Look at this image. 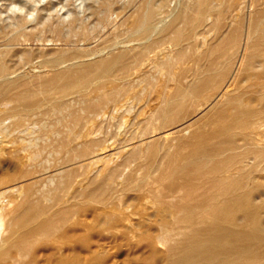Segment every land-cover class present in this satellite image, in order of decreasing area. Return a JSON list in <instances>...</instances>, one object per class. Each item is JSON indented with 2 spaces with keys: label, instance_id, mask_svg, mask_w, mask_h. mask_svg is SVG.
<instances>
[{
  "label": "bare ground",
  "instance_id": "6f19581e",
  "mask_svg": "<svg viewBox=\"0 0 264 264\" xmlns=\"http://www.w3.org/2000/svg\"><path fill=\"white\" fill-rule=\"evenodd\" d=\"M113 1H116V0H113ZM113 1H111V0L102 1V2H104L102 7L105 8L106 12H108L109 9H113V8H111ZM165 1L167 3V0H163V1L161 0L159 3H157L158 0L154 1V3H152L151 1H147V3L144 5V7L141 10L138 8L140 6V4H138V6L135 8H138L139 11L137 13L134 11V13H136V14H135L134 18L132 17L133 20H132V18L130 19V21L132 20V22L129 21L130 22L129 26L125 30H123V28H121L123 31H121L119 33V29L116 28L115 31H117V30L118 31L115 34V31H112V30L110 31V29H109V31L114 32L112 34H115V35L113 36V38L111 40L109 39L110 44H111V42H112V44L111 45L107 44L105 49L111 50V48H113L117 44H119V43H116V45L113 46L115 44L114 42H117L118 40H120L121 36L125 35L126 38H128L131 42L138 41V43L142 42L144 44V46L140 47L139 49L137 48L138 51H136V52L130 51L131 47L134 48L133 47L134 45L131 43L133 46L129 47L130 49H128L129 50L128 52L127 51H121V52L111 56L110 58L107 56L108 58L102 57V58L98 59L99 58L98 57L97 58L98 60L95 59L96 61L94 60V62L84 63V64L78 66V68H76L75 70H73V73H72L73 75L71 77L67 75L68 73L65 74L64 72L62 73L60 71L57 72L58 70L56 71L55 69H53L56 71V72H54L55 74L51 73L54 75H52L49 80L47 79L45 84L49 85V87H52V86H54V88L59 87L61 92L62 91L65 92L67 90V88H70L69 85H73V83L75 84V86H77L76 88L81 87L83 90H85V93H86L85 97L83 98V101L86 102V104H87L86 111L88 108L93 109L95 111V113H92L93 111L90 112V114L91 113L94 114L93 119L95 117L96 119L101 120L102 118L104 119V114H101V112H102V110H105V109L100 110L99 106L101 104H105L108 102L110 103L111 100L109 101V98L113 97L114 95L116 96V94L119 91L125 90L127 88L134 86V84L136 83V81L134 79L136 78V80H137V77H135V76L132 77V75L134 74V69L138 68L139 66L145 65L146 63L148 65V63H150L151 61L153 62V60H152L153 55H151V54L152 53L156 54L158 47H160L162 44L164 45L165 42H169V43L177 46L180 49V53L178 55L181 59H183L182 57L185 56L183 51H182L183 44L185 43L184 40L186 37L189 38L191 36H193V38H195V35L197 33L196 31H198L197 28L200 27L199 29L203 28L205 30V28L207 27L206 33H214L217 35L219 34V37L217 39V42L215 41L216 42L215 44L214 43L211 44L208 42L205 44L206 49L204 50V54L201 58H197V57H195L194 59L192 58V61H194V67H192L191 70H189L190 73H191V71L193 72L192 75L194 78H193L192 82L185 85V83L183 84V82L182 83L178 82L177 81L178 79L176 80L177 82L174 80V82H176L177 84L175 85L174 89L169 92L166 90L167 88H170V86H171V85L170 86L168 85V82L173 80V78L175 79L178 75L176 76L175 74L171 73L172 67H170V70H168L169 72L167 74L168 75L167 79L165 78L167 75L162 73L163 77L165 75L164 78L166 80L164 79L165 83H161L164 85H163V87H161V92L158 90L160 92V94H158V96H157V94L155 95V93H154V95L157 96L156 99L158 101V104L151 111V113H150L151 116L149 117L150 122L153 124L151 133H154V131L155 130L157 131V129L161 130V129L168 127V126H170L172 128V126H171L172 124H174V123L177 124V122L181 120V115H182L183 111L186 110L187 106L190 108L191 105H192V107L194 105L195 106L196 105H198V106L207 105V104H209V102H211L212 98L215 95H216V97H218L219 101L217 103H215L213 106H210V108L212 107L211 110L206 115H204L202 119L197 117L198 120L199 119L201 120V122H200V124H198L199 126L196 125V126H198L197 127L198 129L195 128V126H194L195 132L193 131V133H192V135H190L189 139L188 138L185 139L187 137V135L185 137L183 136L184 137L183 139L182 138L174 139L173 138L174 136H173L172 137L173 141L170 143H168L167 141H165L167 143H165V142L164 143H156L157 142L156 141L155 144L154 143L152 145L150 144V146H151L150 152L151 153L152 152H157V153L159 152L160 153L161 151H163V153L161 152L163 154L162 157L158 156L161 159L158 162V166L156 165L157 162L155 163L156 167H154L153 164H151V166H149V171L148 170H147L148 172L146 171L147 174L145 176H142L143 173H140L142 178L135 179V180H133V178H131L132 181H130V183H132V182L138 183V185L141 187V189H140L141 191L144 190V191L148 192L150 195L154 196L155 199L160 200L162 202V204H163V202L164 203L167 202V205L163 206L160 209V215L162 216V220H160L161 224L159 223L160 224L159 227L161 226V228L163 229L162 233L164 232V230H166L169 233H172V234H170V235H172L171 236L172 238H170V240H173V242L168 247L167 252L163 253L161 255V260H159L160 262H158V260H157L158 264H264V227L262 226L264 224H262V222H261V217L264 216V6H263L264 0H251L250 5L254 8L251 13L247 16L245 15V17H243V18L237 19L236 21L234 20L235 22H228V23H224L225 19L223 17L224 14L222 12L221 13H215V8L218 9L216 7V3L218 1L215 3V6H214L213 0H193L191 3L186 2V4L183 3L182 6L179 5V6H181V9L179 11H176L177 14L175 15L174 19L171 22H169L168 24H167V21L169 19L166 22L163 21L167 25H164L162 27L163 24H161V21H158V19H159L158 16L160 17L162 15V13L165 14L163 11L165 9ZM222 1H224V0H222ZM114 4H116V3H114ZM133 4H134V2H133ZM177 4H181V3L179 2ZM244 4L246 5V3H244ZM247 4H248V2H247ZM136 5H137V3H136ZM217 5H218V3H217ZM220 5H224V4L220 3L219 6ZM100 7H101V5H99V8ZM221 7H219V9ZM239 8L241 10L242 7H239ZM105 10H104V12H105ZM135 10H137V9H135ZM227 10H229V9H227ZM227 10L225 12H227ZM98 12H99V10H98ZM173 12L175 14V11H173ZM134 13H132V14H134ZM95 14L97 15V13H95ZM105 14H106L105 16H107L108 13H105ZM171 15L172 14H170V16ZM173 15H172V17H173ZM234 15H237V14H234ZM170 16H169V18H171ZM110 17H108V18H110ZM166 17H168V16L166 15ZM166 17H165V19H166ZM98 19H99V17H98ZM106 19L107 18H103V21H106ZM110 19H108L109 22H110ZM126 19L127 18H125V20ZM165 19H163V20H165ZM112 21H115V20L112 19ZM159 22L161 24V28H159ZM18 23H19V21H18ZM42 23H44V21ZM26 24L27 23L25 22V20H21L20 23L18 24L19 25L18 29L15 28L16 33L17 32L19 33V31L23 30ZM50 24L52 25L54 23H50ZM102 24L103 23H101L100 28H103L105 26V25L102 26ZM123 24H125V22ZM46 25H48V24H46ZM76 25H78V24L76 23L75 26ZM72 26H74V24L70 25L71 28H72ZM81 26H79V27H81ZM107 26H109V24ZM125 26H127V25H125ZM181 26H185L188 29L184 31L182 28H180ZM39 27H41V29H44V28H42L43 26H41V24L38 25V28ZM70 27H69V30H70ZM94 28L93 29L91 28L90 32L83 29L82 33H81V28L79 29L80 33H81L80 37H82L83 41L90 39V37H91L90 33H92V30H93V33L95 34ZM113 28H114V26H113ZM48 29L49 28H47V30ZM95 29H98V27H96ZM203 29H201V30H203ZM36 30H37V27L34 26L30 30H27L26 33L23 31L22 33H24L23 36L25 37V40L28 42L29 41L31 42V40H34V41L36 40V38H34V36H36V37L38 36L37 38H39V36H41V34L43 32L41 33V30H40V33L37 31V33L40 34V35H37V33L34 34V32H36ZM45 30H46V28H45ZM50 30H52L53 33L54 32L60 33L61 31H63L62 26H61V31L59 30V28H50ZM76 30H78V29H76ZM13 31L8 29L7 27L1 28V30H0V44H2L3 46L4 45L8 46L11 44V42H15V40H17L18 37H17V35H15L16 33L13 34ZM64 31H63V33L65 34ZM46 32H48V31H46ZM70 32H72V31L70 30ZM70 32H68V33L71 34ZM48 33H51V32H48ZM77 33L78 32H76L74 34L76 35ZM107 33H108V30H107ZM64 34L62 35V37L64 36ZM72 34H73V32H72ZM79 34L77 36H79ZM45 35H47V33H45ZM55 35L56 34H53V36H55ZM100 35H101V33H100ZM199 35L197 34V36H199ZM65 36H67V35H65ZM73 36L71 35V37H73ZM103 36H106L105 33ZM197 36L195 38L196 41H198ZM204 36H205L204 38L207 41V38L209 37V35L208 36L204 35ZM200 37L202 39V35ZM19 38H21V37L19 36ZM75 38H76V36H75ZM77 38H79V37H77ZM209 38H208V40H209ZM211 38H213V37H211ZM41 39H42V36H41ZM46 39L49 40L48 38H45V40ZM69 39H70V37H69ZM82 39H81V41H82ZM22 40L24 41V38H22ZM51 40H55L56 42L58 40H59L58 42H64V40L61 41L62 39L59 35H57L56 38H51ZM77 40H79V39H77ZM77 40H76V42H77ZM92 40H88V41H92ZM98 40H100V39H98ZM34 41H32V42H34ZM39 41H40V39H39ZM101 41H102V39L100 40V42ZM105 41L108 42L107 40H105ZM200 41L202 42V40H200ZM17 42L20 43V41H17ZM49 42H51V41L49 40ZM96 42H97V40H96ZM34 43L36 44L37 42L35 41ZM120 43H121V41H120ZM122 43H124V42H122ZM23 44H25V43H23ZM30 44L31 43H29V45ZM135 44H137V43H135ZM242 44H244V46H243V49L241 51ZM13 45L14 46H11V47L9 46L10 48L6 47L2 51H0L1 52L0 53V105L9 109V111L14 112V113H11V115L4 116V117L0 118V125L2 124L3 127H4V122L9 121V120L11 122V121H14V119L16 120V116H19L18 114L20 112H21L20 114L24 113L25 115H29V113L33 112L34 110L38 111V109H39L38 107L40 106V104L42 102V101L38 102L35 99L37 92H36V88H34V87H36L37 85L33 86L32 83L36 82V80L31 82L30 80H24V79L22 81L10 79V77H9L10 73H11L10 70L13 68L11 66L13 64H11V63L16 61V58H18V56L20 55L19 53L22 54L21 56L23 58H24V56H25V58H27L26 56H29V55H31L30 58H32V53L31 54L27 53L25 48H24L25 49L24 52H19L18 50H16V46H18V45H16V43H13ZM20 45H22V44H20ZM20 45L18 47H20ZM196 45H198V44H196ZM205 45H203V49H204ZM200 46H202V45H200ZM188 47H189V44H188ZM188 47H187V49H188ZM27 48L29 50V47H27ZM198 48H200V47H197V49ZM42 49H44V48H42ZM46 49H45V51H46ZM134 49L137 50L136 46ZM30 50H32V49H30ZM103 50H104V48H103ZM114 50H116V49H114ZM200 50L201 49H199L198 51H200ZM56 51H58V50H56ZM116 51H118V50H116ZM193 51H195V50L192 49V52ZM111 52H112V50L110 51V53ZM176 52H177V50H176ZM240 52H242V53H241V60H240L241 64H239V66L241 65V67L239 68L240 69L239 73L237 74L236 77H234V80L231 78L234 81V84H233L234 87L231 89V91L223 92V94L221 93L222 94V96H221L220 89L224 86V84L227 82L229 76L232 74L236 63L238 62ZM24 53H26V54H24ZM33 53H34V49H33ZM49 53H50V51L48 52V54ZM36 54L40 55L39 52H36ZM36 54H35V56H36ZM52 54H53V52H52ZM93 54H95V52H93ZM93 54L92 55L89 54L90 57L93 56ZM107 54H109V51H107ZM194 54H195V52H194ZM199 54H201V53H199ZM98 56L101 57L103 55H98ZM60 57H62V56L61 55L56 56V57L51 56V59L48 58L49 59L48 60L46 58L47 60L46 59L45 60L43 59V60L46 62V65H47V63L48 64L53 63V68L55 66L57 68V65H60L62 63H65L64 66L66 65L67 60H61ZM93 57L95 58V56H93ZM170 57H173V56H170V54H169V58H167V60H165L164 62L160 61L159 64L161 65V67L158 65V63L156 62L157 60L155 59V62L160 67L159 68L160 70H158V72L161 70L162 71L165 70V67L167 69V66L169 67V65H166L164 67V69H161V68H163L162 63L166 64V62H169V60L171 59ZM78 58L83 60L82 56H80V55L75 57V59H78ZM157 58H159V57H157ZM87 59H89V58H87ZM161 59H162V57H161ZM161 59H159V60H161ZM27 60L24 62L26 63ZM43 60H41V61L43 62ZM30 62H32V60ZM69 62L70 61H68L67 63H69ZM82 62L83 61H81V63ZM185 62H186V60H185ZM186 63H184V64H186ZM190 63H191V61H190ZM172 64H174V63H172ZM177 65L179 68V64H177ZM18 66H19V64H18ZM42 66H43V64H41V67ZM158 66H157V68H158ZM44 67H45V64H44ZM47 68H49V65ZM147 68L145 70L148 73ZM153 68L155 69L156 67H152L151 69H153ZM236 68H238V66ZM42 69H43V67H42ZM53 70H50V71H53ZM46 71H49V70H46ZM15 72L16 71L12 70L11 75L15 74ZM68 72H70V70H68ZM158 72L156 71L155 73H158ZM235 72L232 75H235ZM190 73L187 72V74H188L186 76L187 78H188V76H190L189 75ZM48 74H50V73L48 72ZM48 74H47V76H48ZM146 74L143 73V74H141V76H139V80H137V81H139L140 85H141V82L146 79L145 78ZM174 75H175V77H174ZM192 75H191V77H192ZM20 76H22V75H18L17 79ZM25 76H26L25 78L28 77L27 75H25ZM147 76H148V78L144 82H147L148 79H151V78H149V76H151L149 73ZM27 79H29V78H27ZM43 79H46V78H43ZM179 79H180V77H179ZM184 80H186V78ZM41 81L44 84V82H43L44 80H41ZM71 81H74V82L72 84H70L69 82H71ZM152 81H153V79L150 80L151 83H146V84L152 85V83L155 80L153 82ZM179 81H181V80H179ZM144 82H142V83H144ZM159 82H163V81H159ZM174 82H172V83L174 84ZM230 82H231V80H230ZM230 84L232 85V83H230ZM151 85L149 86V88L151 87ZM41 86H44V85H41ZM158 86H159V84H158ZM136 87H135V89H136ZM139 87L141 88V86H139ZM142 87H143V85H142ZM152 88H153V85H152ZM230 88H231V86H230ZM43 89H44V87H43ZM131 90H132V92H134L133 87ZM145 90H148V89H145ZM150 90H151V88H150ZM150 90H148L147 92L150 93ZM43 91L45 92V90H43ZM152 91L154 92L155 90L153 89ZM38 92H39V90H38ZM120 93H118V97H122L121 95L119 96ZM125 93H127V91ZM142 93H144V91ZM62 94H64V93H62ZM71 94H70V96H71ZM136 94L137 93H135V95L133 94L135 96V99L140 98V97H138V94H137V98H136ZM144 94L146 95L148 93H144ZM48 95H50V94H48ZM77 95H78V93H77ZM145 95H144V97H145ZM150 95H151V97L153 96V94H151V93H150ZM150 95L148 94V96H150ZM134 96H131V99H133ZM219 96H221V98H219ZM118 97L117 98L113 97L114 98L113 100L118 99V102H119ZM126 97H124V96L122 97L124 101L127 99ZM128 97H130V96H128ZM142 97H143V95H142ZM45 98L46 97H44V100H45ZM64 98H65V100L67 99V97H64ZM80 98H81V96H80ZM122 98H121V101H123ZM147 98H148L147 100L149 102L150 98L149 97H147ZM151 99L155 101L154 96ZM65 100H64V102H65ZM113 100L111 102H116V100L115 101H113ZM54 101H56V100H54ZM75 101L77 103L76 98H75ZM43 102H45V101H43ZM70 102H71V99H70ZM60 103H58V104L60 105ZM66 103H67V101H66ZM139 103L137 102V105ZM145 103H147V102H145ZM154 103H156V102H154ZM46 104L47 103H45V105ZM110 105H111V103H110ZM110 105L108 107H110ZM113 105H116V103H113ZM148 105H147V107H148ZM153 105L151 104L152 108H153ZM103 106L107 107L106 104ZM67 107L65 109H67ZM98 107H99V109L97 110L96 108H98ZM115 107L116 106L112 107L111 110ZM147 107H144V108L146 109ZM40 108L42 109V106ZM51 108L53 110L52 105H51ZM82 108H83V104H82ZM126 108H127V106H126ZM44 109H46V108H44ZM59 109H61V108H59ZM109 109L107 108V110H109ZM127 109H129V108H127ZM207 109H209V108H207ZM52 110L49 112H52ZM131 110H128L129 113ZM9 111L7 110V112H9ZM22 111H23V113H22ZM63 111L66 112V110H64V108H63ZM69 111L71 113V110H69ZM190 111H193V108ZM1 112H3V111H1ZM15 112L18 114L14 117V119H12L11 116L14 115ZM34 112H33V114H34ZM49 112H47V113H49ZM53 112H55V111H53ZM109 112H110V110L108 111V113ZM117 112H119V111H117ZM39 113L37 115H39ZM108 113H106V114H108ZM111 113H112V111H111ZM126 113L129 115V113L127 111H126ZM192 113H194V112H192ZM45 114H46V112H45ZM85 114H86V112H85ZM115 114H119V113H115ZM123 114H124V116H127V115H125V112ZM123 114H120V115L123 116ZM142 114H146V113H142ZM34 115H36V114H34ZM50 115H51V113H49V117H50ZM88 115H89V113H88ZM42 116H44V115H42ZM53 116H54V114H53ZM121 116L120 117L118 116L119 119H121ZM184 116H185V111H184ZM31 117L33 118V116H31ZM59 117L61 118L60 115H59ZM109 117L110 116L108 115L107 118H109ZM24 118H25V116H24ZM24 118H23V120H24ZM73 118H74V116H73ZM75 118H77V117H75ZM90 118L92 119V117H90ZM137 118H136V120H137ZM145 118L147 119V116ZM17 119L19 120V118H17ZM40 119H42V118H40ZM45 119H46V116H45ZM80 119L81 118H79V119L77 118L78 121ZM112 119H115L114 116L110 120H112ZM132 119H134V118H132ZM139 119H141V116ZM143 119H144V117H143ZM83 120L84 119L82 118V121ZM126 120L128 121L127 117H126ZM88 121L89 120H87V118H86V120H84L83 122L87 123ZM117 121H118V118H117ZM137 121L139 122V120H137ZM147 121H148V119H147ZM28 122H30V121H28ZM28 122H26V123H28ZM32 122L34 123V121H32ZM35 122H39V120L38 121L35 120ZM51 122H52V120H51ZM94 122H96V121H94ZM116 122H114V123H116ZM125 122L123 121L124 124H125ZM130 122L132 124L133 121H130ZM90 123H91V121H90ZM133 123H136V121L134 120ZM156 123H159L158 127H156L154 125ZM29 124L23 125V126L26 127ZM57 124H58V122H57ZM72 124H71V126L73 128ZM96 124H97V122L94 125H96ZM101 124H102L101 126L103 127V122H101ZM11 125H12V123H11ZM15 125H12V126L14 127ZM35 125H36V123H35ZM110 125L111 124H109V126ZM118 125H117V127H118ZM183 125L184 124L180 125L179 127H181ZM192 125H193V123L189 124L188 126H192ZM12 126L10 129H14V128H12ZM29 126H31V125H29ZM46 126H48V125H46ZM63 126H62V128H63ZM101 126H99V127L101 128ZM135 126H137V125H135ZM142 126H143V123H142ZM149 126L150 125H148V127ZM7 127L9 128V125H7ZM7 127H5V128H7ZM144 127H146V126H144ZM187 127H181V128H179V130L182 128H184V130H187L189 128V127L188 128ZM50 128H52V126H50L49 129ZM53 128H54V126H53ZM53 128H52V130H53ZM55 128L58 129L57 127H55ZM62 128H60V129H62ZM106 128H107V126H106ZM110 128H111V126H110ZM123 128H124V126H123ZM128 128H129V126H128ZM138 128H140V127H138ZM138 128L136 127V129H138ZM141 128H143V127H141ZM10 129H9V131H10ZM24 129H26V128H24ZM33 129H35V128H33ZM40 129H38V131H42V129L41 130ZM63 129L65 130V128H63ZM98 129L99 128H97L96 131ZM117 129L120 131L121 128H117ZM196 129H197V131H196ZM36 130H37V128H36ZM67 130H68V128H67ZM74 130L75 129L73 128V132H74ZM146 130H144L141 134L145 135ZM25 131H27V130H25ZM96 131L90 130V129H85V131H82V132L78 131L79 133H76V132L73 133L72 132L73 133L72 134V140H74L78 137L90 136V140L88 137L89 141L84 142V144H85L84 151H88L91 144L93 146L94 143H97V140H91V135L96 133ZM99 131H101V130H99ZM106 131H107V129L104 131V134L106 133ZM115 131H116V129H115ZM128 131H126V132H128ZM135 131L136 130H134V132ZM32 132H34V131H32ZM44 132L49 134L48 130H46V128H45V130H43V132H42L43 133L42 136H44V134H45ZM126 132H124V133H126ZM131 132L132 131H130V133ZM179 132H182V131L180 130ZM57 133H58V130H57ZM65 133H66V131H65ZM107 133L109 135V131ZM37 134H38V132H37ZM111 134H110V137H112ZM26 135H28V134H26ZM59 135H61V134H59ZM116 135L117 134L114 135L115 138H116ZM121 135H124V134L122 133ZM127 135H129V134H127ZM134 135H135V133H134ZM173 135H174V133H173ZM176 135L178 136V134H176ZM4 136H6V135L4 134ZM18 136L21 137V134ZM42 136L40 138H42ZM50 136H53V135H50ZM100 136H103V135L100 134ZM106 136H107V134H106ZM30 137H27L26 139H28ZM33 137H35V136H33ZM114 137H113V139H114ZM165 137H167V136H165ZM44 138H46V136ZM59 138L60 137L58 136V140H60ZM62 138H63V136H62ZM101 138L100 139L98 138L99 141L101 140ZM120 138L123 140L122 137H120ZM126 138H128V137H126ZM81 139H83V138H81ZM103 139H105L104 136H103ZM116 139H119V138H116ZM72 140L71 141L67 140L69 142V147H67V148H70V143L72 142ZM106 140H108L107 137H106ZM124 140H125V138H124ZM129 140H127V141H129ZM29 141H31V140H29ZM29 141H27L28 144H31ZM79 141H80V139H79ZM79 141H77V143ZM133 141H135V140H133ZM118 142H120V141H118ZM130 142H131V140L128 143H130ZM47 143H49L48 140H47ZM54 144L56 145L55 142H54ZM100 145H102V144H100ZM20 147L21 146H19V149H20ZM27 147H29V146H27ZM31 147H33V146H31ZM38 147H36V149ZM102 147H104V145ZM113 147L115 148V146H113ZM141 147L146 148L143 146H141ZM173 147H175V149L177 148V150L174 151L175 150L174 149L173 151H171L172 150L171 148H173ZM4 148H5V146H4ZM34 148H33V150H35ZM49 148H46V149H49ZM78 148H79V143H78ZM134 148H136V147H134ZM142 148H140V149H142ZM23 149L25 151H27L26 146ZM30 149H28V151ZM70 149L73 150L75 148L73 146H71ZM140 149L139 148H138V150L135 149V151L132 152L130 157L134 158V157L138 156V154L140 153L139 152ZM147 149H148V147H147ZM33 150H31L30 152H32ZM144 150L145 149H143L142 151L145 152ZM4 151L5 150L3 148H0V154H3ZM40 151H41V149H40ZM67 151L68 150L66 149V152ZM118 151H120V149ZM16 152L18 153V151H16ZM63 152H65V150ZM76 152L78 153V151H76ZM92 152H94V151L92 150ZM129 152H131V151H129ZM146 152H148V151H146ZM36 153H39V152H36ZM79 153H80V151H79ZM84 153L87 154V152H84ZM32 155H33V153H32ZM36 155H38V154H36ZM39 155H41V154L39 153ZM65 155H67V154H65ZM139 155H141V153ZM143 155L146 156V154H143ZM26 156H24V157H26ZM61 156L62 155H60V157ZM78 156H81V155L78 154ZM126 156L124 158L125 161L127 158H129V156L128 157H126ZM42 157L43 156H41V158ZM83 157L85 158V156H83ZM155 157H157V155H155ZM64 158H66V157H64ZM143 158H145V157H143ZM146 158H148V157L146 156ZM20 159H22V158H20ZM28 159H29V157H28ZM33 159L35 161L36 157ZM57 160H58V158L56 159V161ZM75 160H77V159H75ZM110 160H112V159H110ZM128 160H127V162H128ZM147 161L149 162V160H147ZM147 161L145 162V164L147 163ZM55 162L53 164H55ZM58 162H59L58 164H61L60 161H58ZM73 162H75V161H73ZM93 162H95V161H93ZM129 162H128V164H129ZM1 163H2V159H0V164ZM122 163H123V161H122ZM23 164H26V163H22V165ZM119 164H121V162ZM126 164L127 163L125 162V165ZM147 164H149V163H147ZM22 165L20 166V168L22 167ZM78 165L80 166L81 164L79 163ZM143 165H144V163H143ZM52 166H54V165H52ZM144 166H146V165H144ZM38 167L40 168V166H38ZM38 167H36V168L38 169ZM93 167H94V165H93ZM108 169H109V167H108ZM115 169H116L115 173H117V169L119 171V168L115 167ZM147 169H148V166H147ZM157 170L161 171V173L156 178L152 177L153 178L152 182H149L148 181L149 178H151V176ZM39 171H40V169H39ZM135 171H136V169H135ZM135 171H133V172H135ZM48 172H49V170H48ZM60 173H61V171L59 172V174ZM54 174H56V176H58L57 175L58 172H56ZM61 174H63V173H61ZM71 174H68V175H71ZM111 174H109V175H111ZM32 175L35 176L36 173L34 175L32 170H30V168H25L24 170L22 169L21 172H19L18 174H15L14 176L0 177V264H82L80 257H79V254H78V247L81 243L85 242V237L84 238L80 237V235L78 234V230L76 228V222L75 221H76V216L78 215V213L80 211L79 209H81L79 207V203H81L80 199L82 198L84 200L93 201V199H95V198H93L94 192H86L85 190L82 191V190L74 189L73 180H71V179H69V181L65 185L62 182L63 186L60 183L61 186L56 188L54 191H51L53 188H55V187H53L49 192H47V191L45 192L43 189H41L42 186H41V188H37L38 186L34 187L35 181H33L34 183L30 182V183H27L25 185H23L24 183L21 184L23 186H21L19 184L20 185L19 188H16L13 184H11L12 182L13 183H14V181L17 182L20 179L21 180L22 179L24 180L26 178L30 179V176H32ZM83 175H85V173ZM95 175H97V174H95ZM72 176L73 175H71V177ZM47 177H49V176H47ZM111 177L113 178V176H111ZM111 177H108V178H111ZM114 177H115V175H114ZM125 177L126 176H124V178ZM40 178L43 179L42 177H40ZM168 178L173 179L172 182H169V183H171L170 185H166L167 183H165V181ZM28 179H26V180L28 181ZM31 180H32V178L30 179V181ZM51 180H53V179H51ZM76 180L77 179H75V181ZM95 180L99 181L98 178ZM95 180H93V181H95ZM49 181L47 182L45 180V182H44V180H43L42 182H44V183L47 182L49 185L50 184ZM113 181L114 180H112V182ZM106 182H108V179ZM103 184H104V182H103ZM78 185H80V184H78ZM95 185H94V187H95ZM135 185H137V184H135ZM50 186H52V185L50 184ZM57 186H58V184H57ZM89 188H92V185H90ZM99 190H101V189H99ZM122 193H124V192H122ZM137 198H139V197H137ZM146 198H148V197H146ZM97 200H99V199H97ZM108 201H109V199H108ZM151 202H153V201H151ZM155 202L158 203L157 200ZM154 205H155V203H154ZM159 205L155 206V207L159 208ZM88 208H89V206H88ZM155 209H157V208H155ZM157 210H159V209H157ZM68 224H69V227H66ZM159 231H161V229ZM165 232H164V234H165ZM167 232H166V234H168ZM164 234H162V235L159 234V236L156 240H158L159 242H162V243L167 241L165 238L166 234L165 235ZM150 237H149V239H150ZM149 239H148V241H150ZM151 241H153V239ZM66 246L68 248H66ZM167 246H168V244H167ZM45 249H49V253L47 255L45 254L46 257L45 256L41 257L40 254L42 252L44 253ZM63 249H67L66 250L67 252L65 250H64L65 252L62 251ZM151 256H153V255H151ZM42 258H44V259H42ZM88 264H94V261H90V262H88Z\"/></svg>",
  "mask_w": 264,
  "mask_h": 264
},
{
  "label": "rangeland",
  "instance_id": "374dc122",
  "mask_svg": "<svg viewBox=\"0 0 264 264\" xmlns=\"http://www.w3.org/2000/svg\"><path fill=\"white\" fill-rule=\"evenodd\" d=\"M102 1H106V0H0V30H1V28H3V27H7L8 29H10V30H14L13 31V34H15L16 33V29H18V27H19V23H20V21L21 20H25V22L27 23L26 25H25V27H24V29L23 30H21V31H19V33L17 32L15 35H17V40H15V42H11V44L10 45H8V46H6V45H2V44H0V51H2L3 49H5L6 47L7 48H10L11 46H14L13 45V43H16V45H20V44H22V45H20V47H18V46H16V50H18L19 52H24L25 51V49H26V51H27V53H29V54H31L32 53V58H30L31 57V55H29V56H26L27 58H25V56H24V58L21 56L22 54L21 53H19L20 55L18 56V58H16V61H14L13 63H11V64H13V65H11L13 68L10 70V72L12 73V70L13 71H16L15 72V74H12L11 75V73H10V79H14V80H30L31 82H33V81H35L36 80V82H33L32 84H33V86L35 85H37L36 87H34V88H36V92H37V95H36V101H42L41 102V104H40V106L38 107L39 109H38V111L37 110H34L33 112H34V114H36V115H34L33 114V112H31V113H29V115H25L24 113H23V111H22V113L23 114H18V113H16L15 112V114L14 115H12L11 117H12V119H14V117L18 114L19 116H16V120L14 119V121H11L10 122V120L9 121H6V122H4V127L2 126V124L0 125V148H3L5 151L3 152V154H0V159H2V163L0 164V177H7V176H14L15 174H18L19 172H21L22 171V169L24 170L25 168H30V170H32V172H33V174L35 175V173H36V175L35 176H30V179L32 178V180L30 181V179H28V178H26V179H28V181L26 180V179H20V180H18L17 182L16 181H14V183L12 182L11 184H13L16 188H19L20 187V185L21 184H23V185H25V184H27V183H30V182H33V181H35V183H34V187H37V188H41V186H42V188L41 189H43L45 192L47 191V192H49L53 187H55V188H53L51 191H54L56 188H58L59 186H61V184H62V186H63V183H64V185L69 181V179H71V180H73V187H74V189H76V190H82V191H86V192H94V197L93 198H95V199H93V201H91V200H84V199H80V201H81V203H79V207L81 208V209H79L80 211H79V213H78V215L76 216V228H77V230H78V234L80 235V237H85V242H83V243H81L80 245H79V247H78V254H79V257H80V260H81V262H82V264H88V262H90V261H94V264H158V262H160L159 260H161V255L163 254V253H166L167 252V249H168V247L170 246V244H172V242H173V240H170V238H172L171 236L172 235H170V234H172V233H169V232H167L166 230H164V232L166 231L168 234H166V232H165V234H164V232L162 233V231H163V229L161 228V226L159 227V225L161 224V221L160 220H162V216L160 215V209L163 207V206H165V205H167V202H163V204H162V202L160 201V200H158V199H155V197L154 196H152V195H150L148 192H146V191H144V190H140L141 189V187L138 185V183H134V182H132V183H130V181H132V179L131 178H133V180H135V179H139V178H142V176H145L146 174H147V172L149 171V166H151V164H153V166L154 167H156V165L158 166V162H159V160H161L159 157H162V153H163V151H161L160 153L158 152H150V144L152 145L153 143L155 144V142L156 143H164L165 141H167L168 143H170V142H172L173 140V138L174 139H180V138H184L186 135H187V137L185 138V139H189V137H190V135H192V133H193V131L195 130L194 129V126H195V128H197L199 125L198 124H200V122H201V120L199 119L198 120V118L197 117H199V118H203V116L204 115H206L210 110H211V108H210V106H213L215 103H217L218 101H219V99H218V97H216V95L212 98V100H211V102H209V104H207V105H204V106H198V105H194L193 107H192V105H191V107L189 108L188 106H187V108H186V110H184L185 111V116H184V111H183V113H182V115H181V120L180 121H178L177 122V124L176 123H174V124H172L171 126H172V128L170 127V126H168V127H165V128H163V129H161V130H158L157 129V131L159 132H157L156 130L154 131V133H151V131H152V123L150 122V113H151V111L155 108V106H157V104H158V101H157V96H158V94H160V92H161V87H163V85L164 84H161V83H165V80L168 78V70H170V67H172L171 68V73H173V74H175L177 77L174 79L173 78V80H171L170 82H168V85L170 86V88H167L166 90L167 91H172L173 89H174V87H175V85L177 84L176 82L178 81V82H183V84L185 83V85L186 84H188V83H190V82H192V80H193V75H192V71H191V73H190V71L189 70H191V68L192 67H194V61H192V58L194 59L195 57H197V58H201L202 56H203V54H204V50L206 49V43L208 42V43H211V44H215L216 42H217V39H218V37H219V34L217 35V34H214V33H206L207 31V27L205 28V30L203 29V28H201V29H203V30H201V29H199V28H197V30L198 31H196L197 33H196V35H195V38H196V36H197V34L199 35V36H197L198 38H197V40L199 41H196V39L195 38H193V36H191V37H186L185 38V40H184V44H183V49H182V51H183V53H184V57H182L183 59H181L180 57H179V53H180V49L177 47V46H175L174 44H171V43H169V42H165L164 43V45L162 44L160 47H158V49H157V52H156V54L155 53H152L151 55H153L152 56V60H153V62L151 61L150 63H148V65H147V63L145 64V65H142V66H139L138 68H136V69H134V74L132 75V77H137V80H139V76H141V74H146L147 73V71L145 70L147 67V70H148V73L151 75V76H149V78H151V79H148L147 80V82H144L147 78H148V73L146 74V79L144 80V81H142V82H144V83H142L141 82V85H140V83H139V81H137L136 80V78L134 79L135 81H136V85L134 84V86H132L133 87V89H134V92H132V87H130V88H127V89H125V90H121V91H119L118 93H120L119 94V96L121 95L122 97L124 96V97H126L127 99L124 101L123 100V98L122 97H118V93L116 94V96L114 95L113 97H118L119 98V102H118V99H115L116 100V102H111L114 98L113 97H110L109 98V101H110V103H111V105H110V103L108 102V103H105L106 104V106L107 107H105V106H103V105H105V104H101L99 107H100V110H102V109H105V110H102V112H101V114H104V119L102 118L101 120L100 119H96L95 117H94V119H93V115L94 114H92V113H95V111L93 110V109H87V111H86V108H87V104H86V102H84L83 101V98L85 97V90H83L81 87H78V88H76L77 86H75V84L73 83L74 81H71V82H69L70 84H72L73 83V85H69L70 86V88H67V90L64 92V91H60V88L59 87H55L54 88V86H52V87H49V85H46L45 84V82L47 81V79L49 80L50 78H51V76L52 75H54L55 73L54 72H56L57 70V72H64L65 74L66 73H68L67 75L68 76H72L73 74V70H75L76 68H78V66H80V65H82V64H84V63H89V62H94V60L96 59V60H98V59H100V58H104V57H106V58H110L111 56H113V55H115V54H117V53H119V52H121V51H129L128 49H130L129 47H131V46H133L134 48H135V46H136V49L138 48H140V47H142V46H144V44L141 42V43H138V41H133V42H131L128 38H126V36L124 35V36H121L120 37V40H118L117 42H114L115 44L113 45V46H115L116 45V43H119V44H117L115 47H113V48H111V50H112V52L110 53V51L111 50H107V49H105V47L107 46V44H109V45H111L112 44V42H111V44H110V42H109V39L111 40L112 38H113V36L116 34V32L118 31H115V29L117 28V29H119V33L121 32V31H123V30H125L128 26H129V23L130 22H132V20H133V18H134V16H135V14L139 11V9L141 10L143 7H144V5L147 3V1H151L152 3H154V1H156V0H116V1H113V0H111V1H113V4H112V6H111V8H113V9H109L108 10V12H106V10H105V8H103L102 6H103V3L104 2H102ZM145 1V2H144ZM161 0H158V2L157 3H159ZM163 1V0H162ZM170 1V2H169ZM193 0H167V3H166V1H165V9L163 10L164 11V13L165 14H163L162 13V15L159 17L158 16V21H161V24H163L162 25V27L164 26V25H167L169 22H171L173 19H174V17H175V15L177 14L176 13V11H179L180 9H181V6L183 5V3L184 4H186V2L187 3H191ZM218 1V2H217ZM232 1V2H231ZM250 1L251 0H224V1H222V0H213V5L215 6V3L217 2L218 3V5H217V3H216V7L218 8V9H216L215 8V13H223L224 14V23H228V22H235L237 19H239V18H243V17H245V15L247 16V15H249L252 11H253V7L250 5ZM133 2H134V4H133ZM181 3V4H177V3ZM222 3V4H224V5H220L219 6V4L220 3ZM247 2H248V4H247ZM263 2V1H262ZM114 3H116V4H114ZM136 3H137V5H136ZM244 3H246V5L244 4ZM130 4V5H129ZM138 4H140V6L138 7V8H135V7H137L138 6ZM244 4V5H243ZM99 5H101V7L99 8ZM142 5V6H141ZM179 5H181V6H179ZM243 5V6H242ZM115 6V7H114ZM221 7L220 9H219V7ZM263 6H264V4H263ZM227 7V8H226ZM239 7H242L241 8V10H240V8ZM226 8V9H225ZM244 8V9H243ZM97 9V10H96ZM102 9V10H101ZM115 9V10H114ZM135 9H137V10H135ZM223 9V10H222ZM227 9H229V10H227ZM96 10V11H95ZM98 10H99V12H98ZM101 10V11H100ZM104 10H105V12H104ZM222 10V11H221ZM227 10V12H225ZM134 11L136 12V13H134ZM167 11V12H166ZM173 11H175V14H174V12ZM224 11V12H223ZM234 12V13H233ZM249 12V13H248ZM95 13H97V15L95 14ZM105 13H108L107 14V16H105L106 14ZM132 13H134V14H132ZM170 14H174L173 15V17H172V15L170 16ZM234 14H237V15H234ZM111 17H110V16ZM166 15L168 16V17H166ZM235 17H234V16ZM131 16V17H130ZM164 16V17H163ZM169 16L172 18H169ZM226 16V17H225ZM98 17H99V19H98ZM108 17H110V18H108ZM133 17V18H132ZM165 17H166V19H165ZM22 18V19H21ZM103 18H107L106 19V21H103ZM125 18H127L126 20H125ZM132 18V20L130 21V19ZM165 19V20H163V19ZM108 19H110V22L108 21ZM112 19L113 20H115V21H112ZM161 19V20H160ZM169 19V20H168ZM99 22H98V21ZM168 20V21H167ZM235 20V21H234ZM18 21H19V23H18ZM44 21V23H42ZM119 21V22H118ZM130 21V22H129ZM163 21H167V24L165 23V22H163ZM46 22V23H45ZM48 22V23H47ZM98 22V23H97ZM115 24H114V23ZM125 22V24H123ZM50 23H54V24H50ZM56 23V24H55ZM78 24L79 26H81V27H79L78 25H76L75 26V24ZM101 23H103L102 24V26H104L103 28H100V25H101ZM105 23V24H104ZM113 23V24H112ZM165 23V24H164ZM40 25L41 24V26H43L42 28H44V29H41V27H39L38 28V25ZM46 24H48V25H46ZM58 24V25H57ZM72 24H74V26H72V28L74 29H72L71 27H70V25H72ZM109 24V26H107ZM120 24V25H119ZM124 26H123V25ZM161 24H160V22H159V28H161ZM17 25V26H16ZM54 25V26H53ZM62 26V29H63V31L65 32V34L63 33V31H61V26ZM111 25V26H110ZM116 25V26H115ZM125 25H127V26H125ZM37 27V30H36V32H34V34H36L37 33V31L40 33V30H41V36H42V39H41V36H39V38H37L36 36H34V38H36V44L34 43L35 41L34 40H31V42L29 41H26L25 40V37L23 36V34L24 33H22L23 31L26 33V31L27 30H30L31 28H33V27ZM48 26V27H47ZM51 26V27H50ZM58 26V27H57ZM79 28H78V27ZM113 26H114V28H113ZM69 27H70V30L73 32V34H72V32H70V30H69ZM89 27V28H88ZM96 27H98V29H95ZM16 28V29H15ZM26 28V29H25ZM45 28H46V30H45ZM47 28H49L48 30H47ZM50 28H59V30L61 31H59L60 33H58V32H52V30H50ZM81 28V33H82V31H83V29L84 30H86V31H88V32H90L91 31V28L93 29L94 28V32H95V34L93 33V30H92V33H90L91 34V37H90V39H88V40H92L93 38V40L92 41H88V40H84L83 41V39H82V37H80L81 36V33H80V29ZM87 28V29H86ZM100 28V29H99ZM107 28V29H106ZM113 28V29H112ZM121 28H123V30L121 29ZM180 28H182L184 31L185 30H187L188 28L187 27H185V26H181ZM76 29H78V30H76ZM102 29V30H101ZM109 29H110V31L112 30V31H115V34H112V33H114V32H110L109 31ZM43 30V31H42ZM99 30V31H98ZM107 30H108V33H107ZM45 31V32H44ZM46 31H48V32H51V33H48V32H46ZM78 32L76 35L74 34V33H76V32ZM68 32H70L71 34H69ZM205 32V33H204ZM39 33H37V35H40ZM45 33H47V35H45ZM62 33V34H61ZM80 33V34H79ZM100 35V33H101V35L99 36L98 34ZM103 33V34H102ZM104 33H105V35L106 36H103L104 35ZM203 33V34H202ZM19 34V35H18ZM21 34V35H20ZM51 34V35H50ZM53 34H56L55 36H53ZM64 34V36L65 35H67V36H63L62 37V35ZM79 34V36H77ZM93 34V35H92ZM108 34V35H107ZM212 34V35H211ZM214 34V35H213ZM45 35V36H44ZM50 35V36H49ZM57 35H59L60 37H61V41H63L64 40V42H56L55 40H51V38H56L57 37ZM71 35L73 36V37H71ZM202 35V39H201V36ZM204 35H206V36H208L209 35V40H208V38H207V41H206V39L204 38L205 36ZM216 35V36H215ZM19 36L21 37V38H19ZM23 36V37H22ZM47 36V37H46ZM53 36V37H52ZM70 37V39H69V37ZM75 36H76V38H75ZM96 36V37H95ZM112 36V37H111ZM50 37V38H49ZM77 37H79V38H77ZM104 39H103V38ZM200 37V38H199ZM211 37H213V38H211ZM216 39H215V38ZM22 38H24V41L22 40ZM45 38H48L51 42H49V40H45ZM108 38V39H107ZM19 39V40H18ZM39 39H40V41L42 42H40L39 41ZM68 39V40H67ZM74 39V40H73ZM77 39H79V40H77ZM81 39H82V41H81ZM98 39H102V41L100 42V40H98ZM190 39V40H189ZM205 39V40H204ZM215 39V40H214ZM44 40V41H43ZM70 40V41H69ZM76 40H77V42H76ZM96 40H97V42H96ZM105 40H107L108 42H106ZM194 42H193V41ZM200 40H202V42L200 41ZM214 40V41H213ZM17 41H20V43L19 42H17ZM32 41H34V42H32ZM40 43H39V42ZM86 41V42H85ZM106 43H105V42ZM120 41H121V43H120ZM130 41V42H129ZM205 41V42H204ZM213 41V42H212ZM216 41V42H215ZM122 42H124V43H122ZM188 42V43H187ZM18 43V44H17ZM23 43H25V44H23ZM28 43V44H27ZM29 43H31L30 45H29ZM44 43V44H43ZM46 43V44H45ZM104 43V44H103ZM128 43V44H127ZM133 45H132V44ZM135 43H137V44H135ZM27 44V45H26ZM140 44V45H139ZM143 44V45H142ZM168 44V45H167ZM188 44H189V47H188ZM196 44H198V45H196ZM245 44V43H244ZM244 44H242V48H241V51H242V49H243V46H244ZM130 45V46H129ZM170 45V46H169ZM200 45H202V46H200ZM203 45H205L204 46V49H203ZM10 46V47H9ZM32 46V47H31ZM128 46V47H127ZM166 46V47H165ZM175 46V47H174ZM18 47V48H17ZM27 47H29V50H28V48ZM31 47V48H30ZM34 47V48H33ZM48 49H46V48ZM102 47V48H101ZM119 47V48H118ZM126 47V48H125ZM168 47V48H167ZM172 47V48H171ZM187 47H188V49H187ZM197 47H200V48H198L197 49ZM25 48V49H24ZM38 48V49H37ZM42 48H44V49H42ZM103 48H104V50H103ZM123 48V49H122ZM134 48H132L131 47V49H130V51H132V52H136V51H138V49L137 50H135ZM195 48V49H194ZM30 49H32V50H30ZM33 49H34V53L36 54V52H39L40 53V55H38V54H36V56H35V54L33 53ZM36 49V50H35ZM45 49H46V51H45ZM101 49V50H100ZM114 49H116V50H118V51H116V50H114ZM171 49V50H170ZM192 49L193 50H195V51H193L192 52ZM199 49H201L200 51H198ZM44 50V51H43ZM56 50H58V51H56ZM103 50V51H102ZM114 50V51H113ZM170 50V51H169ZM176 50H177V52H176ZM189 52H188V51ZM31 51V52H30ZM50 51V53L48 54V52ZM56 51V52H55ZM73 51V52H72ZM83 51V52H82ZM107 51H109V54H107ZM167 51V52H166ZM52 52H53V54H52ZM55 52V53H54ZM69 52V53H68ZM81 52V53H80ZM93 52H95V54H93ZM160 52V53H159ZM188 52V53H187ZM194 52H195V54H194ZM197 52V53H196ZM201 53V54H199V53ZM1 53V52H0ZM68 53V54H67ZM79 53V54H78ZM170 54V56H173V57H170L171 59L169 60V62H166V64L164 63H162V67L163 68H161V69H164V67L166 66V65H169V67L167 66V69H166V67H165V70H161V71H159L158 72V70H160L159 68L161 67V65L159 64L160 63V61H162V62H164L165 60H167V58H169V54ZM174 53V54H173ZM241 53L242 52H240V55H239V59H238V62L236 63V65H235V67H234V70H233V72H232V74H234V72H235V75H230L229 76V78H228V80H227V82L224 84V86L220 89V94L222 93L223 94V92H226V91H231V89L234 87V77H236L237 76V74L239 73V68L241 67V65L239 66V64H241V62H240V60H241ZM24 54H26V53H24ZM45 54V55H44ZM48 54V55H47ZM73 54V55H72ZM80 55V56H82V59L83 60H81L80 58H78V59H75V57L76 56H78V55ZM82 54V55H81ZM92 55L93 54V56H95V58L93 57V56H91L90 57V55ZM159 54V55H158ZM187 54V55H186ZM198 56H197V55ZM59 55H61L62 57H60V59L61 60H67L66 61V65L68 64H70L69 66L67 65H65L64 66V64L65 63H62V64H60V65H57V68H56V66L53 68V63L52 64H48L47 63V65H46V62L44 61L46 58L48 59H51V56H54V57H56V56H59ZM98 55H103V56H98ZM110 55V56H109ZM158 55V56H157ZM178 55V56H177ZM195 55V56H194ZM35 56V57H34ZM39 56V57H38ZM97 56V57H96ZM108 56V57H107ZM38 59H37V58ZM41 57V58H40ZM45 57V58H44ZM99 57V58H98ZM157 57H159V58H157ZM161 57H162V59H161ZM43 60V62L40 60ZM85 58V59H84ZM87 58H89V59H87ZM94 58V59H93ZM98 58V59H97ZM179 58V59H178ZM28 59V60H27ZM30 59V60H29ZM46 59V60H47ZM48 59V60H49ZM155 59L157 60L156 62L158 63V65L160 66H158L157 65V63L155 62ZM159 59H161V60H159ZM27 60V62L25 63L24 61H26ZM32 60V62H30ZM86 60V61H85ZM95 60V61H96ZM159 60V61H158ZM177 62H176V61ZM185 60H186V62H185ZM21 61V62H20ZM29 61V62H28ZM68 61H70L69 63H67ZM81 61H83L82 63H81ZM85 61V62H84ZM173 61V62H172ZM190 61H191V63H190ZM45 62V63H44ZM174 63V64H172V63ZM184 63H186V64H184ZM17 64V65H16ZM18 64H19V66H18ZM41 64H43V69H42V67H41ZM44 64H45V67H44ZM154 64V65H153ZM177 64H179V68H178V65ZM192 64V65H191ZM26 65V66H25ZM48 65H49V68H47L48 67ZM156 65V66H155ZM173 65V66H172ZM176 65V66H175ZM10 66V67H11ZM73 66V67H72ZM145 66V67H144ZM156 67L154 70L153 69H151L152 67ZM157 66H158V68H157ZM238 66V68H236ZM72 67V68H71ZM16 68V69H15ZM47 68V69H46ZM59 68V69H58ZM65 68V69H64ZM68 68V69H67ZM23 69V70H22ZM53 69H55V70H53ZM63 69V70H62ZM46 70H49V71H46ZM50 70H53V71H50ZM68 70H70V72H68ZM142 70V71H141ZM180 70V71H179ZM185 70V71H184ZM46 71V72H45ZM137 71V72H136ZM151 71V72H150ZM158 72V73H155V72ZM21 72V73H20ZM48 72L50 73V74H48ZM141 72V73H140ZM143 72V73H142ZM187 72L188 73H190L189 75L190 76H188V78L186 77L188 74H187ZM18 73V74H17ZM38 73V74H37ZM51 73H54V74H51ZM152 73V74H151ZM161 73V74H160ZM162 73L163 74H166L167 76L165 77V75H164V77L166 78H164L163 77V75H162ZM177 73V74H176ZM180 73V74H179ZM44 74V75H43ZM47 74H48V76H47ZM18 75H22V76H20V77H18V79H17V76ZM24 75V76H23ZM25 75H27L28 77L27 78H29V79H27V78H25L26 76ZM175 75H174V77H175ZM191 75H192V77H191ZM36 76V77H35ZM46 76V77H45ZM183 76V77H182ZM34 79H33V78ZM42 77V78H41ZM131 77V78H132ZM154 77V78H153ZM159 79H158V78ZM179 77H180V79H179ZM186 78V80H184L185 78ZM22 78V79H21ZM43 78H46V79H43ZM191 78V79H190ZM233 80H232V79ZM44 80L43 82H44V84L42 83V81L41 80ZM153 79V81L155 82H153L152 83V85H153V88H152V85L151 84H146V83H151L150 82V80H152ZM159 81H163V82H159ZM165 79V80H164ZM178 79V80H177ZM39 82H38V81ZM157 80V81H156ZM174 80L176 81V82H174ZM179 80H181V81H179ZM184 80V81H183ZM230 80H231V82H230ZM187 81V82H186ZM233 81V82H232ZM172 82H174V84L172 83ZM36 83V84H35ZM39 83V84H38ZM139 83V84H138ZM157 83V84H156ZM230 83H232V85L230 84ZM146 84V85H145ZM157 86H156V85ZM158 84H159V86H158ZM161 84V85H160ZM229 84V85H228ZM39 85V86H38ZM41 85H44V86H41ZM142 85H143V87H142ZM148 85V86H147ZM151 85V90H150V88H149V86ZM42 88H41V87ZM46 86V87H45ZM48 86V87H47ZM137 86V87H136ZM139 86H141V88L139 87ZM155 86V87H154ZM227 86V87H226ZM230 86H231V88H230ZM40 87V88H39ZM43 87H44V89H43ZM73 87V88H72ZM135 87H136V89H135ZM158 89H157V88ZM38 88V89H37ZM51 90H49V89ZM138 88V89H137ZM144 88V89H143ZM157 90H156V89ZM172 88V89H171ZM227 88V89H226ZM54 89V90H53ZM72 89V90H71ZM145 89H148V90H150V93L151 94H153V96H154V98H155V101L154 100H152L151 98H153V96L151 97V95H150V93L149 92H147L148 90H145ZM155 90L154 92L152 91V90ZM229 89V90H228ZM38 90H39V92H38ZM43 90H45V92L43 91ZM48 90V91H47ZM81 90V91H80ZM138 90V91H137ZM144 91V93H148L150 96H148V94H144V93H142L143 91ZM160 92H159V91ZM50 91V92H49ZM124 91V92H123ZM127 91V93H125ZM137 91V92H136ZM140 91V92H139ZM48 92V93H47ZM70 92V93H69ZM157 92V93H156ZM159 92V93H158ZM40 93V94H39ZM62 93H64V94H62ZM73 95H72V94ZM77 93H78V95H77ZM135 93H137L138 94V97H140V98H137V94H136V98L138 99H135ZM154 93H155V95L157 94V96H155L154 95ZM48 94H50V95H48ZM53 94V95H52ZM70 94H71V96H70ZM75 94V95H74ZM83 94V95H82ZM127 94V95H126ZM134 94V95H133ZM222 94H221V96H222ZM42 95V96H41ZM48 95V96H47ZM141 95V96H140ZM142 95H143V97H142ZM144 95H145V97H144ZM69 96V97H68ZM80 96H81V98H80ZM128 96H130V97H128ZM131 96H134V98L133 99H131ZM221 96H219V98H221ZM44 97H46L45 98V100H44ZM64 97H67V99L65 100V98ZM73 97V98H72ZM147 97H149L150 99H149V102H148V98ZM48 98V99H47ZM69 98V99H68ZM75 98H76V100H77V103H76V101H75ZM121 98H122V100L123 101H121ZM70 99H71V102H70ZM125 99V98H124ZM147 101H146V100ZM49 100V101H48ZM53 100V101H52ZM54 100H56V101H54ZM64 100H65V102H64ZM73 100V101H72ZM115 100H113V101H115ZM151 100V101H150ZM43 101H45V102H43ZM51 101V102H50ZM63 101V102H62ZM66 101H67V103H66ZM69 101V102H68ZM147 102V103H145V102ZM50 104H49V103ZM62 104H61V103ZM118 102V103H117ZM137 102L139 103L138 105H137ZM154 102H156V103H154ZM45 103H47L46 105H45ZM58 103H60V105L58 104ZM72 103V104H71ZM113 103H116V105H113ZM129 103V104H128ZM153 105V108L151 107V104ZM56 106H55V105ZM76 104V105H75ZM80 104V105H79ZM82 104H83V108H82ZM133 104V105H132ZM136 104V105H135ZM149 104V105H148ZM156 104V105H155ZM51 105L53 106V110H52V108H51ZM78 105V106H77ZM86 107H85V106ZM110 105V107H108ZM132 105V106H131ZM140 105V106H139ZM145 105V106H144ZM147 105H148V107H147ZM42 106V109L40 108ZM61 106V107H60ZM67 107V109H65L66 107ZM114 107V106H116L115 108H113L112 110H111V108L112 107ZM118 106V107H117ZM126 106H127V108H129V109H127L126 108ZM142 106V107H141ZM190 106V105H189ZM207 106V107H206ZM48 107V108H47ZM55 107V108H54ZM58 107V108H57ZM71 109H70V108ZM99 107L98 108H96L97 110L99 109ZM144 107H147L146 109L144 108ZM3 108V109H2ZM44 108H46V109H44ZM59 108H61V109H59ZM63 108H64V110H66V112L65 111H63ZM82 110H81V109ZM107 108L110 110V112L108 113V111L109 110H107ZM132 110H131V109ZM141 108V109H140ZM151 110H150V109ZM192 108H193V111H190V110H192ZM207 108H209V109H207ZM2 109V110H1ZM85 109V110H84ZM124 109V110H123ZM126 109V110H125ZM144 109V110H143ZM148 109V110H147ZM190 109V110H189ZM203 109V110H202ZM206 111H205V110ZM6 110V111H5ZM7 110L9 111V109H7V108H5V107H3L2 105H0V118H2V117H4V116H8V115H11V113H14V112H12V111H9V112H7ZM52 110V112H49V111H51ZM61 110V111H60ZM69 110H71V113H70V111ZM74 110V111H73ZM122 110V111H121ZM128 110H131L130 111V113H129V111ZM137 112H136V111ZM196 110V111H195ZM1 111H3V112H1ZM53 111H55V112H53ZM77 113H76V112ZM81 111V112H80ZM84 111V112H83ZM91 111H93L91 114H90V112ZM106 111V112H105ZM111 111H112V113H111ZM114 111V112H113ZM117 111H119V112H117ZM126 111L129 113V115L126 113ZM150 111V112H149ZM40 112V113H39ZM43 112V113H42ZM45 112H46V114H45ZM47 112H49V113H51V115H50V117H49V113H47ZM85 112H86V114H85ZM125 112V115H127V116H124V113ZM149 112V113H148ZM192 112H194V113H192ZM203 112V113H202ZM39 113V115H37ZM66 113V114H65ZM88 113H89V115H88ZM106 113H108V114H106ZM115 113H119V114H115ZM136 113V114H135ZM140 115H139V114ZM142 113H146V114H142ZM31 114V115H30ZM53 114H54V116H53ZM84 114V115H83ZM114 114V115H113ZM120 114H123V116H121ZM134 116H133V115ZM138 114V115H137ZM192 114V115H191ZM202 114V115H201ZM21 115V116H20ZM42 115H44V116H42ZM59 115L61 116V118L59 117ZM92 115V116H91ZM108 115L110 116L109 118H107L108 117ZM114 116V118L115 119H112V120H110L111 118H113V116ZM121 116V119H119V117ZM144 115V116H143ZM147 116V119H148V121H147V119L145 118L146 116ZM23 116V117H22ZM24 116H25V118H24ZM31 116H33V118L31 117ZM45 116H46V119H45ZM63 116V117H62ZM73 116H74V118L75 117H77L78 119L79 118H81L79 121L77 120V118H73ZM80 116V117H79ZM112 116V117H111ZM138 118H137V117ZM140 116H141V119H139L140 118ZM38 119H37V118ZM44 117V118H43ZM55 117V118H54ZM71 117V118H70ZM90 117H92V119L90 118ZM126 117L128 118V121L126 120ZM131 117V118H130ZM143 117H144V119H143ZM189 117V118H188ZM17 118H19V120L17 119ZM23 118H24V120H23ZM40 118H42V119H40ZM68 118V119H67ZM82 118L84 119V120H86V118H87V120H89L87 123H84L83 121H82ZM90 118V119H89ZM117 118H118V121H117ZM132 118H134V119H132ZM136 118H137V120H139V122L136 120ZM11 119V120H12ZM21 119V120H20ZM28 119V120H27ZM109 119V120H108ZM125 119V120H124ZM132 119V120H131ZM146 119V120H145ZM188 119V120H187ZM192 119V120H191ZM35 120L36 121H38L39 120V122H35ZM42 120V121H41ZM51 120H52V122H51ZM114 120V121H113ZM134 120L136 121V123H133L134 122ZM197 120V121H196ZM16 121V122H15ZM28 121H30V122H28ZM32 121H34V123L32 122ZM46 123H44V122ZM61 123H60V122ZM90 121H91V123H90ZM94 121H96L97 122V124L96 125H94L96 122H93ZM103 122V127L101 126L102 124H101V122ZM109 121V122H108ZM117 121V122H116ZM121 121V122H120ZM123 121L125 122V124L123 123ZM130 121H133L132 122V124H131V122ZM26 122H28V123H26ZM57 122H58V124H57ZM73 124H72V123ZM99 122V123H98ZM112 122V123H111ZM114 122H116V123H114ZM128 122V123H127ZM130 122V123H129ZM138 122V123H137ZM191 122V123H190ZM195 122V123H194ZM199 122V123H198ZM9 125V128L7 127V125ZM11 123H12V125H15L14 127L11 125ZM15 123V124H14ZM30 123V124H29ZM35 123H36V125H35ZM65 123V124H64ZM90 123V124H89ZM141 123V124H140ZM142 123H143V126H142ZM193 123V125L192 126H188L189 124H192ZM27 124H29V125H31L33 128H35V129H33L31 126H23V125H27ZM67 124V125H66ZM71 124L73 125V128L75 129L74 130V132H73V128H72V126H71ZM78 124V125H77ZM109 124H111L110 126H111V128H110V126H109ZM119 124V125H118ZM146 124V125H145ZM179 124V125H178ZM182 124H184L183 126H181V127H187L188 129L187 130H184V128H182V129H180L182 132H179L180 130H179V128H181V127H179L180 125H182ZM34 125V126H33ZM46 125H48L49 127L50 126H52V128H53V126H54V128L55 127H57L58 129H54L53 128V130H52V128H50L49 129V127L48 126H46ZM63 126V128H65V130L62 128V126ZM75 125V126H74ZM77 125V126H76ZM101 126V128L99 127V126ZM107 126V128H106V126ZM114 125V126H113ZM117 125H118V127H117ZM126 125V126H125ZM135 125H137V126H135ZM148 125H150L149 127H148ZM156 127H158L159 126V123H156V124H154ZM196 125H198V126H196ZM11 126H12V128H14V129H10L11 128ZM17 126V127H16ZM24 128H26V129H24ZM41 126V127H40ZM79 126V127H78ZM120 126V127H119ZM122 126V127H121ZM123 126H124V128H123ZM128 126H129V128H128ZM144 126H146V127H144ZM177 126V127H176ZM5 127H7V128H5ZM16 127V128H15ZM21 127V128H20ZM42 129V131H38V129H40V128ZM43 127V128H42ZM48 127V128H47ZM62 128V129H60V128ZM77 127V128H76ZM90 127V128H89ZM99 128L97 131H96V129L97 128ZM110 129H109V128ZM134 127V128H133ZM136 127L138 128V127H140V128H138V129H136ZM141 127H143V128H141ZM5 128V129H4ZM18 128V129H17ZM36 128H37V130H36ZM45 128H46V130H48V133L49 134H47V133H45L44 134V136H42L43 135V130H45ZM67 128H68V130H67ZM79 128V129H78ZM103 128V129H102ZM107 129V131H106V133L104 134V131ZM117 128H121L120 129V131L117 129ZM126 128V129H125ZM133 128V129H132ZM149 128V129H148ZM9 129H10V131H9ZM24 129V130H23ZM29 129V130H28ZM32 129V130H31ZM40 129V130H41ZM78 129V130H77ZM85 129H90V130H95L96 131V133H94L93 135H91V140H97V143H94L93 144V146H92V144H91V146L89 147V150L88 151H84V146H85V144H84V142H87V141H89L90 140V136H88L89 137V140H88V137H78V138H76V139H74V140H72V134L73 133H79V132H82V131H85ZM114 129V130H113ZM115 129H116V131H115ZM129 131H128V130ZM131 129V130H130ZM143 129V130H142ZM147 129V130H146ZM176 131H175V130ZM179 131H178V130ZM198 129V128H197ZM197 129H196V131H197ZM5 130V131H4ZM14 130V131H13ZM25 130H27V131H25ZM57 130H58V133H57ZM70 130V131H69ZM99 130H101V131H99ZM113 130V131H112ZM118 130V131H117ZM134 130H136L135 132H134ZM139 132H138V131ZM141 130V131H140ZM144 130H146V134L145 135H143V134H141ZM150 132H149V131ZM169 130V131H168ZM17 131V132H16ZM32 131H34V132H32ZM50 131V132H49ZM64 131V132H63ZM65 131H66V133H65ZM79 131V132H78ZM109 131V135H108V132ZM112 131V132H111ZM126 131H128V132H126ZM130 131H132L131 133H130ZM8 132V133H7ZM12 132V133H11ZM24 132V133H23ZM37 132H38V134H37ZM47 132V131H46ZM54 132V133H53ZM60 132V133H59ZM63 132V133H62ZM69 134H68V133ZM71 132V133H70ZM73 132V133H72ZM116 132V133H115ZM119 132V133H118ZM124 132H126V133H124ZM135 133V135H134V133ZM148 132V133H147ZM195 132V131H194ZM21 134V137H19L18 135H20ZM33 133V134H32ZM36 133V134H35ZM112 133V134H111ZM124 134V135H121V134ZM156 133V134H155ZM169 133V134H168ZM173 133H174V135H173ZM4 134L6 135V136H4ZM14 134V135H13ZM16 134V135H15ZM18 134V135H17ZM26 134H28V135H26ZM47 134V135H46ZM56 134V135H55ZM59 134H61V135H59ZM63 134V135H62ZM68 134V135H67ZM98 136H96V135ZM100 134L101 135H103L104 137H105V139H103V136H100ZM106 134H107V136H106ZM110 134H111V136L112 137H110ZM115 134H117L116 135V138H119V139H116L115 137H114V135ZM127 134H129V135H127ZM133 134V135H132ZM140 134V135H139ZM165 134V135H164ZM176 134H178V136L176 135ZM184 134V135H183ZM23 135V136H22ZM31 137H30V136ZM50 135H53V136H50ZM60 137L59 139L61 140H58V136ZM137 135V136H136ZM147 135V136H146ZM150 135V136H149ZM189 135V136H188ZM25 136V137H24ZM30 137V138H28V139H26L27 137ZM33 136H35V137H33ZM39 136V137H38ZM42 136V138H40ZM46 136V138H44ZM62 136H63V138H62ZM71 136V137H70ZM134 136V137H133ZM165 136H167V137H165ZM170 138H169V137ZM174 136V137H173ZM184 136V137H183ZM19 137V138H18ZM102 137V138H101ZM106 137H107V139L108 140H106ZM113 137H114V139H113ZM120 137H122L123 138V140H124V138H125V140L123 141ZM126 137H128V138H126ZM158 137V138H157ZM173 137V138H172ZM10 138V139H9ZM24 138V139H23ZM32 138V139H31ZM40 138V139H39ZM44 138V139H43ZM81 138H83V139H81ZM101 138V140L99 141V139ZM133 138V139H132ZM157 138V139H156ZM18 139V140H17ZM49 141V143H47V140ZM50 139V140H49ZM63 139V140H62ZM79 139H80V141H79ZM87 139V140H86ZM103 139V140H102ZM122 141H121V140ZM131 140V142L130 143H128L130 140ZM143 139V140H142ZM149 139V140H148ZM23 140V141H22ZM29 140H31V141H29ZM65 140V141H64ZM71 141L72 140V142L70 143V148H71V146H73L75 149H73V150H71L70 148H67V147H69V142L68 141ZM82 140V141H81ZM106 140V141H105ZM127 140H129V141H127ZM133 140H135V141H133ZM151 140V141H150ZM161 140V141H160ZM6 141V142H5ZM13 141V142H12ZM21 141V142H20ZM27 141H29L31 144H28V142ZM58 141V142H57ZM77 141H79L78 143H79V148H78V143H77ZM99 141V142H98ZM103 143H102V142ZM108 141V142H107ZM118 141H120V142H118ZM127 141V142H126ZM20 142V143H19ZM23 142V143H22ZM45 144H44V143ZM54 142L56 143V145L54 144ZM83 142V143H82ZM122 142V143H121ZM141 142V143H140ZM146 144H145V143ZM167 142H165V143H167ZM7 143V144H6ZM23 145H22V144ZM34 143V144H33ZM66 143V144H65ZM81 143V144H80ZM102 144V145H100V144ZM119 143V144H118ZM121 143V144H120ZM129 145H128V144ZM143 143V144H142ZM12 144V145H11ZM33 144V145H32ZM37 146H36V145ZM53 144V145H52ZM60 144V145H59ZM68 144V145H67ZM84 144V145H83ZM106 144V145H105ZM138 144V145H137ZM141 144V145H140ZM45 145V146H44ZM95 145V146H94ZM104 145V147H102ZM108 145V146H107ZM112 147H111V146ZM119 145V146H118ZM126 145V146H125ZM138 147H137V146ZM4 146H5V148H4ZM19 146H21L20 147V149H19ZM26 146V150L27 151H25L23 148ZM27 146H29V147H27ZM31 146H33V147H31ZM39 146V147H38ZM83 146V147H82ZM113 146H115V148L113 147ZM119 148H118V147ZM141 146H143V147H146V148H142ZM35 147V148H34ZM36 147H38L37 149H36ZM42 147V148H41ZM49 148V149H46V148ZM59 147V148H58ZM61 147V148H60ZM121 147V148H120ZM134 147H136V148H134ZM147 147H148V149H147ZM31 148V149H30ZM33 148L36 150H33ZM65 148V149H64ZM91 148V149H90ZM112 148V149H111ZM138 148L140 149V148H142V149H140L139 150V152L141 153V155H139L138 154V156H136V157H130L131 156V154H132V152L133 151H135V149L136 150H138ZM16 149V150H15ZM18 149V150H17ZM25 151H23V150ZM28 149H30L29 151H28ZM40 149H41V151H40ZM65 150V152H63L64 150ZM66 149L68 150L67 152H66ZM82 151H81V150ZM120 149V151H118ZM143 149H145L144 151L145 152H143L142 150ZM172 150L171 151H173L174 149H175V147H173V148H171ZM15 150V151H14ZM31 150H33L35 153L36 152H39L41 155H39V153H36V154H38V155H36L33 151L32 152H30ZM48 150V151H47ZM53 150V151H52ZM91 150V151H90ZM92 150L94 151V152H92ZM103 150V151H102ZM177 150V148L174 150V151H176ZM16 151H18V153L16 152ZM21 151V152H20ZM47 153H46V152ZM76 151H78V153L76 152ZM79 151H80V153H79ZM105 151V152H104ZM129 151H131V152H129ZM143 153H142V152ZM146 151H148V152H146ZM20 152V153H19ZM27 152V153H26ZM45 152V153H44ZM49 152V153H48ZM75 152V153H74ZM82 152V153H81ZM84 152H87V154L86 153H84ZM103 152V153H102ZM129 152V153H128ZM32 153H33V155H32ZM43 153V154H42ZM54 153V154H53ZM60 153V154H59ZM73 153V154H72ZM65 154H67V155H65ZM78 154L79 155H81V156H78ZM95 154V155H94ZM143 154H146V156L148 157V158H146V156H144ZM26 156V157H24V156ZM32 155V156H31ZM46 155V156H45ZM60 155H62L61 157H60ZM65 155V156H64ZM93 155V156H92ZM127 155V156H126ZM143 155V156H142ZM155 155H157V157H155ZM34 156V157H33ZM41 156H43L42 158H41ZM48 156V157H47ZM76 156V157H75ZM83 156H85V158L83 157ZM87 156V157H86ZM89 156V157H88ZM125 156L126 157H128L129 156V158H127L126 159V161H125ZM159 156V157H158ZM28 157H29V159H28ZM36 157V159H35V161H34V159L33 158H35ZM64 157H66V158H64ZM139 157V158H138ZM143 157H145V158H143ZM20 158H22V159H20ZM27 158V159H26ZM58 158V160L56 161V159ZM73 158V159H72ZM138 158V159H137ZM157 158V159H156ZM159 158V159H158ZM38 159V160H37ZM65 159V160H64ZM75 159H77V160H75ZM87 159V160H86ZM101 159V160H100ZM110 159H112V160H110ZM129 159V160H128ZM142 159V160H141ZM156 159V160H155ZM75 161V162H73V161ZM90 160V161H89ZM127 160H128V162H129V164H128V162H127ZM135 160V161H134ZM144 160V161H143ZM147 160H149V162L147 161ZM155 160V161H154ZM56 161V162H55ZM58 161H60V163L61 164H58L59 162ZM72 161V162H71ZM88 161V162H87ZM93 161H95V162H93ZM122 161H123V163H122ZM147 161V163H149V164H145V162ZM55 162V164H53ZM121 162V164H119ZM125 162L127 163L126 165H125ZM157 162V163H156ZM22 163H26V164H23L22 165ZM41 163V164H40ZM76 163V164H75ZM81 164L80 166L78 165V164ZM85 163V164H84ZM91 165H90V164ZM109 165H108V164ZM143 163H144V165H146V166H144L143 165ZM155 163H156V165H155ZM70 164V165H69ZM75 164V165H74ZM89 164V165H88ZM94 165V167H93V165ZM118 164V165H117ZM22 165V167L20 168V166ZM35 168H33L32 166ZM40 166V168L38 167V166ZM52 165H54V166H52ZM73 165V166H72ZM103 166V167H102ZM140 166V167H139ZM147 166H148V169H147ZM36 167H38V169L36 168ZM42 167V168H41ZM106 167V168H105ZM108 167H109V169H108ZM114 169H113V168ZM115 167L116 168H119V171H118V169H117V173H115L116 171V169H115ZM139 167V168H138ZM146 167V168H145ZM20 168V169H19ZM55 168V169H54ZM57 168V169H56ZM66 168V169H65ZM99 168V169H98ZM103 170H102V169ZM111 168V169H110ZM146 170H145V169ZM37 169V170H36ZM39 169H40V171H39ZM86 169V170H85ZM135 169H136V171H135ZM44 170V171H43ZM48 170H49V172H48ZM52 170V171H51ZM68 172H67V171ZM148 170V171H147ZM160 170V169H159ZM159 170H157L152 176H151V178H149V182H152V180H153V178H156L160 173H161V171H159ZM61 171V173H63V174H59V172ZM105 171V172H104ZM110 173H109V172ZM133 171H135V172H133ZM147 171V172H146ZM39 172V173H38ZM56 172H58V176H56V174H54V173H56ZM68 174H71V175H73L72 177H71V175H68ZM99 172V173H98ZM44 173V174H43ZM65 173V174H64ZM85 173V175H83ZM87 173V174H86ZM108 173V174H107ZM112 173V174H111ZM115 173V174H114ZM140 173H143L142 174V176H141V174ZM38 174V175H37ZM95 174H97V175H95ZM101 174V175H100ZM109 174H111V175H109ZM137 174V175H136ZM80 175V176H79ZM82 175V176H81ZM87 175V176H86ZM108 175V176H107ZM114 175H115V177H114ZM129 175V176H128ZM136 175V176H135ZM45 176V177H44ZM47 176H49V177H47ZM56 176V177H55ZM111 176H113V178L111 177ZM124 176H126L125 178H124ZM40 177H42L43 179H41ZM52 177V178H51ZM58 177V178H57ZM87 177V178H86ZM90 177V178H89ZM92 177V178H91ZM108 177H111V178H108ZM137 177V178H136ZM153 177V178H152ZM40 178V179H39ZM46 178V179H45ZM62 178V179H61ZM67 180H66V179ZM89 178V179H88ZM99 179V181L98 180H95V179ZM128 178V179H127ZM34 179V180H33ZM39 179V180H38ZM51 179H53V180H51ZM61 179V180H60ZM75 179H77L76 181H75ZM89 181H88V180ZM107 179H108V182H106L107 181ZM110 179V180H109ZM39 182H38V181ZM44 180V182H45V180L48 182L49 180V183L52 185V186H50V184L48 185V183L46 182V183H44V182H42ZM91 180V181H90ZM93 180H95V181H93ZM106 180V181H105ZM112 180H114L113 182H112ZM127 180V181H126ZM168 180V181H167ZM166 181H165V183H167L166 185H170L171 183H169V182H172L173 181V179H171V178H168ZM104 182V184H103V182ZM111 181V182H110ZM37 182V183H36ZM63 182V183H62ZM82 182V183H81ZM91 182V183H90ZM106 182V183H105ZM129 182V183H128ZM40 183V184H39ZM43 183V184H42ZM61 183V184H60ZM76 183V184H75ZM96 185H95V184ZM169 183V184H168ZM20 184V185H19ZM47 184V185H46ZM57 184H58V186H57ZM75 184V185H74ZM78 184H80V185H78ZM84 184V185H83ZM110 184V185H109ZM114 184V185H113ZM135 184H137V185H135ZM17 185V186H16ZM23 185H21V186H23ZM40 185V186H39ZM45 185V186H44ZM79 187H77V186ZM90 185H92V188H89L90 187ZM94 185H95V187H94ZM106 185V186H105ZM44 186V187H43ZM83 186V187H82ZM113 186V187H112ZM130 186V187H129ZM138 186V187H137ZM112 187V188H111ZM127 187V188H126ZM136 189H135V188ZM45 188V189H44ZM47 188V189H46ZM49 188V189H48ZM81 188V189H80ZM95 188V189H94ZM126 188V189H125ZM6 189V188H5ZM99 189H101V190H99ZM128 189V190H127ZM132 189V190H131ZM4 190V189H3ZM88 190V191H87ZM99 190V191H98ZM110 190V191H109ZM122 190V191H121ZM140 190V191H139ZM115 193H114V192ZM105 192V193H104ZM122 192H124V193H122ZM141 194H140V193ZM146 194H145V193ZM109 193V194H108ZM105 195V196H104ZM147 195V196H146ZM109 196V197H108ZM120 196V197H119ZM145 196V197H144ZM108 197V198H107ZM117 197V198H116ZM119 197V198H118ZM137 197H139V198H137ZM146 197H148V198H146ZM152 198V199H151ZM97 199H99V200H97ZM108 199H109V201H108ZM83 200V201H82ZM117 200V201H116ZM146 202H144V201ZM158 201V203L160 204H158L157 202H155V201ZM79 201V202H80ZM151 201H153L154 203H155V205H154V203L153 202H151ZM89 202V203H88ZM97 202V203H96ZM148 202V203H147ZM85 203V204H84ZM87 203V204H86ZM91 203V204H90ZM81 204V205H80ZM159 205V208L158 207H155V206H158ZM88 206H89V208H88ZM85 207V208H84ZM155 208H157V209H159V210H157V209H155ZM84 209V210H83ZM86 210V211H85ZM82 211V212H81ZM159 212V213H158ZM159 214V215H158ZM112 215V216H111ZM261 222H262V224H264V216H262L261 217ZM160 223V224H159ZM263 227H264V225H262ZM66 227H69V224L66 226ZM161 229V231H159ZM159 234L160 235H162V234H164L165 235V238H166V240L167 241H165L164 243H162V242H159L158 240H156L157 238H158V236H159ZM150 237V239H149V237ZM153 236V237H152ZM156 237V238H155ZM169 237V238H168ZM151 241L152 239H153V241H148V239ZM168 238V239H167ZM155 239V240H154ZM171 242V243H170ZM153 244V245H152ZM167 244H168V246H167ZM66 248H68L67 246H66ZM66 251L67 249H63L62 251ZM45 252L42 254H40L41 255V257H46V255L49 253V249H45L44 250ZM64 251V252H65ZM67 252V251H66ZM46 254V255H45ZM151 255H153V256H151ZM42 259H44V258H42ZM41 259V260H42ZM157 260H158V262H157Z\"/></svg>",
  "mask_w": 264,
  "mask_h": 264
}]
</instances>
